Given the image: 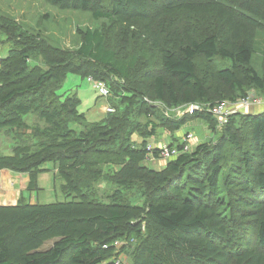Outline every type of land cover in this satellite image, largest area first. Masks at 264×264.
<instances>
[{
	"label": "trees",
	"instance_id": "1",
	"mask_svg": "<svg viewBox=\"0 0 264 264\" xmlns=\"http://www.w3.org/2000/svg\"><path fill=\"white\" fill-rule=\"evenodd\" d=\"M45 1L92 10L98 0ZM92 16L120 29L131 49H115L103 28L86 27L77 29V48L65 50L0 15V32L13 42L0 59V137L12 149L0 152V170L26 174V189L37 191V175L53 163V185L64 196L31 203L21 192L16 203L0 204V264H107L118 239L131 241L133 264H264V109L231 114L216 142L197 143L163 166L145 161L159 127L182 149L173 134L188 120L216 126L215 103L238 101L250 88L264 93V72L251 64L264 0L241 8L223 0H107ZM207 17L209 28H201ZM215 57L229 65L216 71L212 95L197 61ZM68 72L105 81L114 111L89 120L76 93H58ZM147 97L200 107L171 118ZM104 182L116 188L102 197ZM134 182L143 207L123 193Z\"/></svg>",
	"mask_w": 264,
	"mask_h": 264
},
{
	"label": "rangeland",
	"instance_id": "2",
	"mask_svg": "<svg viewBox=\"0 0 264 264\" xmlns=\"http://www.w3.org/2000/svg\"><path fill=\"white\" fill-rule=\"evenodd\" d=\"M228 5H236L237 7H242V3L245 0H223ZM107 0H98L97 4H94L92 10H80V9H61L57 6H54L50 3H47L45 0H0V15L7 17L10 21H14L22 31L27 34L39 35L38 40L44 41L46 43L61 47L65 50H74L79 45L80 36L77 33V29H84L86 27L89 28H103L104 32H108L106 37L109 46L114 47L115 49H119V47L123 48L124 51H129L131 49V44L129 43L128 48L124 49V44L128 43L127 40H124L122 36L118 33L120 29L115 27H111L109 29V21L105 18L94 19L92 16V11L94 9L102 8L105 5ZM208 17L205 18V21L202 23L201 28H205L210 26L211 23H207ZM209 28V27H208ZM13 42L8 39V36L4 32H0V54L3 53L5 55L8 50L12 47ZM127 45V44H126ZM254 54L252 56L251 64L256 68L260 73L264 72V33L262 30L257 29L255 31L254 38ZM34 55V54H33ZM34 59V57H33ZM39 60V59H38ZM35 60H31L29 62V66H32ZM40 63V61L38 62ZM228 62L221 57H215L212 61H197V74L198 76H202L204 72L208 77L210 92L212 95L215 93L214 87L218 85L219 81L216 76V71L228 66ZM145 88L149 89L150 84H145ZM76 93V95L80 98L81 103L79 105V110L84 112L87 115L89 120H96L99 118V114H105L107 112H94L93 108L103 101L101 97L98 96L96 89L93 87L92 83L88 81L87 76L83 75L81 72H68L66 77L64 78L61 86L58 89V93L60 94H69ZM264 93L257 91L254 88L248 89V95H252V97H262ZM103 98V97H102ZM148 101L157 102L158 109L166 115V111L171 118H181L184 116H191L192 112L186 111L187 106L189 104H181L178 106H168L161 101H154L149 97L146 98ZM107 100V98H106ZM108 101V100H107ZM106 101V102H107ZM222 101H229L228 99H223ZM261 103V102H260ZM262 103L264 101L262 100ZM257 104L256 105H262ZM196 104V103H194ZM198 105L200 103H197ZM178 109V112L176 111ZM245 110V109H244ZM242 110V111H244ZM236 114H233V116ZM232 116V117H233ZM239 121L238 118H236ZM35 120V119H34ZM43 122L40 121V124ZM223 126V125H222ZM221 125H217L210 127L208 123L200 118H191L188 120L182 128L173 134L174 139L177 144L181 139V136L186 134L188 131H192L195 135L194 140L191 142L192 149L195 148L197 143H211L216 142L217 137L223 133ZM166 136L167 143L172 140V136L168 129L163 127L158 128L156 140L160 139L161 136ZM138 137V135H135ZM10 139L6 136L0 140V152L3 154H11V144L8 143ZM2 144H4L2 149ZM227 146V145H226ZM230 156L228 157L229 160ZM155 165L163 166L164 160H151L146 161L147 164L151 165L153 163ZM53 163H46V168L49 170H42L37 175V183L40 187V190L37 191H29L27 189H22V195L24 198L32 199V202H53L55 200H63L64 196L59 192L57 186L54 187L52 176L56 169ZM54 169V170H53ZM59 180V178H57ZM100 188L98 189L99 195L102 197L106 192H112L115 185L108 183H99ZM57 185V184H56ZM224 189L229 188L228 185L223 186ZM36 192L38 197H36ZM123 193L125 197L130 200L132 204H136L139 206H145L144 196H142L140 191V184L138 182H134L129 184L127 187L123 188ZM228 191L223 190L221 192V197L228 195ZM29 195H33V197H29ZM38 198V199H37ZM222 209H227V204L222 206ZM234 217L238 219V215L234 214ZM239 227V225H237ZM246 227V224L241 228ZM252 239V237H251ZM117 244L115 245V255L113 257H117L121 260L120 264H133L132 254L133 249L128 248V243L131 241L128 239L124 240H116ZM52 240H49L44 245V248L51 244ZM115 243V241H114ZM113 243V244H114ZM127 246V249L124 248L121 250L120 246ZM121 250V251H120ZM113 262V259H112ZM111 260L107 261V264H112Z\"/></svg>",
	"mask_w": 264,
	"mask_h": 264
},
{
	"label": "built area",
	"instance_id": "3",
	"mask_svg": "<svg viewBox=\"0 0 264 264\" xmlns=\"http://www.w3.org/2000/svg\"><path fill=\"white\" fill-rule=\"evenodd\" d=\"M88 81L92 83L93 87L96 89L98 96L103 98H108L111 93L110 89L105 83V81L100 79H94L92 76H88ZM262 100L264 101V94L262 97H252V95H247L243 98H241L238 101L230 102V101H219L215 103L211 108L210 112L214 116L217 125H224L228 119L229 116L236 112H244L242 110L248 108L252 104H259L262 103ZM155 105H157V102H153ZM198 104L190 103L187 106V110L189 112H192L196 109H199ZM114 109L111 106H108L106 108V112H113ZM178 112V109H176ZM165 116H168V112L166 111ZM195 135L192 131H188L186 134L181 136V143H184L183 148H178L176 145L170 146L169 143L163 142L160 144H154V142H148L146 145V156L145 161H151L152 159H161L164 161H167L173 157H176L180 152H188L192 150L191 142L194 140ZM158 149V152L156 153L157 156H155L154 149ZM117 244V241H115L114 245ZM121 260L117 257H113V264H120Z\"/></svg>",
	"mask_w": 264,
	"mask_h": 264
},
{
	"label": "crops",
	"instance_id": "4",
	"mask_svg": "<svg viewBox=\"0 0 264 264\" xmlns=\"http://www.w3.org/2000/svg\"><path fill=\"white\" fill-rule=\"evenodd\" d=\"M3 56H5V55H3V53L0 54V59ZM101 100L103 102L93 108L94 112H97V113L98 112L100 113L101 111L106 112V108L108 106H110L108 101L106 100V98L101 97ZM259 104H261V103H259ZM263 109H264V103H262V105H256V103H255V104L250 105L244 111L245 112H259ZM99 115H101V116H99V118L103 116V114H99ZM86 117H87V115H86ZM31 121L32 122L34 121V119L32 117H30V119H28V122H31ZM134 139L140 140V137H136L134 135ZM0 140H2V135L0 137ZM149 142H154V144H160L163 142H167V139H166V136L163 135V136H161L160 139L156 140L153 138V139H150ZM3 146H4V144H2V149H3ZM157 160H161V159H157ZM43 168L46 170H49L46 168V166H44ZM27 181H28V177L26 174L13 172V171L8 170V169L0 170V204L16 203V201L18 200V198L22 192V189H26ZM39 190H40V187H39ZM35 196L38 197L37 192H36ZM29 197L32 198L33 195H29ZM31 200L32 199H30V202L32 203L33 200L32 201Z\"/></svg>",
	"mask_w": 264,
	"mask_h": 264
}]
</instances>
